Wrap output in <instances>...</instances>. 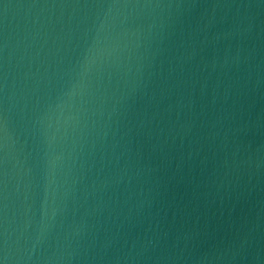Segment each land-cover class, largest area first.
Returning <instances> with one entry per match:
<instances>
[{"label":"water","instance_id":"1","mask_svg":"<svg viewBox=\"0 0 264 264\" xmlns=\"http://www.w3.org/2000/svg\"><path fill=\"white\" fill-rule=\"evenodd\" d=\"M2 264H264V0H0Z\"/></svg>","mask_w":264,"mask_h":264},{"label":"snow or ice","instance_id":"2","mask_svg":"<svg viewBox=\"0 0 264 264\" xmlns=\"http://www.w3.org/2000/svg\"><path fill=\"white\" fill-rule=\"evenodd\" d=\"M0 264H2V262H0Z\"/></svg>","mask_w":264,"mask_h":264}]
</instances>
